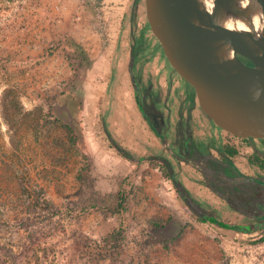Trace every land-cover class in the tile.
Returning a JSON list of instances; mask_svg holds the SVG:
<instances>
[{"label": "rangeland", "instance_id": "rangeland-1", "mask_svg": "<svg viewBox=\"0 0 264 264\" xmlns=\"http://www.w3.org/2000/svg\"><path fill=\"white\" fill-rule=\"evenodd\" d=\"M0 121V264H264V243L248 244L259 232L201 222L175 189L209 218L254 223L170 143L248 146L202 111L144 0H0ZM173 218L182 231L159 240Z\"/></svg>", "mask_w": 264, "mask_h": 264}, {"label": "water", "instance_id": "water-1", "mask_svg": "<svg viewBox=\"0 0 264 264\" xmlns=\"http://www.w3.org/2000/svg\"><path fill=\"white\" fill-rule=\"evenodd\" d=\"M255 2L264 8V0ZM144 6L152 35L173 70L193 88L206 116L233 136L264 140V36L256 41L248 34L211 30L215 17L247 16L248 12L238 11L236 0L229 10L216 6L215 17L207 16L197 0H144ZM195 21L203 27H196ZM228 42L235 56L223 62L221 53ZM235 71L243 76L242 80ZM257 88L261 95L254 100ZM256 183L264 190V182ZM185 202L198 217L203 215L191 202ZM182 227L183 223L173 218L154 235L169 241L179 235Z\"/></svg>", "mask_w": 264, "mask_h": 264}, {"label": "crops", "instance_id": "crops-1", "mask_svg": "<svg viewBox=\"0 0 264 264\" xmlns=\"http://www.w3.org/2000/svg\"><path fill=\"white\" fill-rule=\"evenodd\" d=\"M190 121L191 119L189 120V123L185 125V127L183 125L184 128L188 129V132H192L191 128H193ZM177 123H179V120L177 121ZM189 136H192L191 141L193 143V146L195 147L194 153L197 154H195L194 157L188 159V161L186 162V167L194 171L195 174H197L198 172L202 175V177L206 178V180H209V186H211V188L215 187L214 192H223V194L217 195L222 200L226 196V194L230 192H232V197L230 198V200H237V198L240 197L239 194L242 193L241 189L244 186H249V188L253 187L249 185V182L254 181L252 185H257L256 181H262V179H259L255 176V173H258L260 168L255 165L249 164L248 160L250 156L256 154L261 156L260 158L263 160L264 164V147L251 144L249 141L251 140V138H246V145L248 144V146L246 147V149H242L243 153H240L238 147H235L233 145L234 142L235 144H237L236 141H227V139H225L226 137H224V139H220L221 141H218L214 144L209 142V140L208 142H204L202 140L203 137L200 138L201 141L199 139L194 140V135L192 133H190ZM234 138H237L239 140L242 139L238 137ZM176 139L177 138H174L173 141L170 142L172 145H174V148H177V146L175 145L177 143ZM226 146L232 147V149L236 150L237 153L231 156L226 152ZM203 148H205V151L202 150ZM243 157H245L244 161H242ZM177 160V163L179 164V157ZM243 181L244 183H242ZM208 184L206 185V187L209 188ZM236 184H242V187L238 189V191H240L239 193H235L238 187H236ZM220 189L223 191H220ZM227 201H229V199H226V202Z\"/></svg>", "mask_w": 264, "mask_h": 264}, {"label": "clouds", "instance_id": "clouds-1", "mask_svg": "<svg viewBox=\"0 0 264 264\" xmlns=\"http://www.w3.org/2000/svg\"><path fill=\"white\" fill-rule=\"evenodd\" d=\"M202 11L209 17H215L216 0H197ZM237 10L248 12L247 16L225 15L215 17L212 21L214 28H220L228 33L248 34L253 36L254 40L259 41L264 36V8L255 0H236ZM251 9V10H250ZM196 27H203L198 21L194 22ZM235 49L231 43H225L221 53V60L227 62L234 58ZM261 91L257 88L253 92V99L260 98ZM23 99V98H22ZM2 123V121H0Z\"/></svg>", "mask_w": 264, "mask_h": 264}, {"label": "trees", "instance_id": "trees-1", "mask_svg": "<svg viewBox=\"0 0 264 264\" xmlns=\"http://www.w3.org/2000/svg\"><path fill=\"white\" fill-rule=\"evenodd\" d=\"M159 46H160V44H159ZM130 55H132V57H134L133 56V48H131ZM131 79H132V81L135 82V80L133 78H131ZM188 86H190V85L188 84ZM134 92H135V95L137 97L138 103L140 105H142L144 96L143 95H142L143 97L140 96V91H139L137 85H135ZM144 116H145V119L147 120V122L150 123V119L148 118V116L145 113H144ZM151 128L154 129V126H151ZM225 150L231 156H233V155H235L237 153L236 150L232 149V147H229V146L228 147L226 146ZM188 157H190V156H188ZM260 157L261 156H259V155L253 154L252 156L249 157V160H248L249 164L255 165L258 168L263 169L264 164H263V160ZM168 174H170V173L168 172ZM244 181L242 183H244ZM252 183H254V181L249 182V185L253 186L254 188L259 187V189L257 191H254V194L251 193V195L246 197V203L241 204V202L239 200H236V202H235V204H237L236 207L240 210L241 213H244L247 216H251L252 219H254V223L251 225V227L247 228L246 230H241V229L235 227L234 225H232L230 223L221 222V221H218V220H216L214 218H209L205 214H203L200 217V219H201L200 221L203 222V223L214 224L217 227L230 229L232 231L243 232L244 234H250L252 232H256L257 231V232L260 233L259 237L257 239H253L252 241H249L248 244L249 245H253V246L254 245L263 244L264 243V190L261 189L260 185H258V184L257 185L256 184L252 185ZM236 187H237V191H238V189H240L242 187V184H240V185L236 184ZM175 189H176L177 193L180 194L183 197V200H186V201L190 202V200L188 199L187 194L185 192L181 191V189L178 190L176 186H175ZM215 194L219 195L220 192L219 191L215 192ZM254 196H255V199H254ZM230 198H231V192L226 194V196L223 198V200H226V199L230 200ZM121 200L123 202V199H121ZM115 235H117V232L109 235V237L107 238V241H110L111 239L117 240L120 237V234H118L117 236H115Z\"/></svg>", "mask_w": 264, "mask_h": 264}, {"label": "flooded vegetation", "instance_id": "flooded-vegetation-1", "mask_svg": "<svg viewBox=\"0 0 264 264\" xmlns=\"http://www.w3.org/2000/svg\"><path fill=\"white\" fill-rule=\"evenodd\" d=\"M144 91H143V93L140 91V96L142 97V95L144 96ZM188 119V118H187ZM187 119H185V121H183V123L185 124V125H187V123H186V121H187ZM185 125H184V127H185ZM186 129V128H185ZM187 130V129H186ZM188 131V130H187ZM176 146H177V153H178V155L179 154H181V155H183V156H186V155H189L190 157H194L195 156V154H197V153H194L195 151H194V146H193V143H192V141H191V136L190 137H188L187 138V140L186 141H181V145H180V147H179V145L176 143ZM177 155V156H178ZM180 158L179 159H181V156H179ZM247 216V215H246ZM249 218H251L252 219V217L251 216H248ZM252 221H254V219H252Z\"/></svg>", "mask_w": 264, "mask_h": 264}, {"label": "bare ground", "instance_id": "bare-ground-1", "mask_svg": "<svg viewBox=\"0 0 264 264\" xmlns=\"http://www.w3.org/2000/svg\"><path fill=\"white\" fill-rule=\"evenodd\" d=\"M233 5H234V0H216V6L224 10L231 9ZM215 15H216V11H215ZM234 74L239 80L243 79V76L239 72L235 71Z\"/></svg>", "mask_w": 264, "mask_h": 264}]
</instances>
